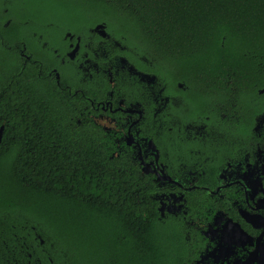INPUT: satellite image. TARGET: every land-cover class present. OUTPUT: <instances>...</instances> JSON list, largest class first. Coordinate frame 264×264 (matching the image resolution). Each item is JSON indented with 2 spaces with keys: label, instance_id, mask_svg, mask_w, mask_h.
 Masks as SVG:
<instances>
[{
  "label": "trees",
  "instance_id": "trees-1",
  "mask_svg": "<svg viewBox=\"0 0 264 264\" xmlns=\"http://www.w3.org/2000/svg\"><path fill=\"white\" fill-rule=\"evenodd\" d=\"M12 1L0 23L11 19L13 41L23 23L77 36L102 24L137 67L144 57L161 78L197 81L252 113L264 101V0ZM6 30L0 25V264H191L182 225L160 216L150 178L112 154L99 126L70 125L52 85L26 81Z\"/></svg>",
  "mask_w": 264,
  "mask_h": 264
},
{
  "label": "flooded vegetation",
  "instance_id": "flooded-vegetation-1",
  "mask_svg": "<svg viewBox=\"0 0 264 264\" xmlns=\"http://www.w3.org/2000/svg\"><path fill=\"white\" fill-rule=\"evenodd\" d=\"M10 20L0 23L6 51L26 81L52 85L70 125L99 126L112 154L150 178L160 216L182 225L191 264H264V101L241 111L219 90L168 71L161 78L144 57L137 67L99 24L77 36L23 23L13 41Z\"/></svg>",
  "mask_w": 264,
  "mask_h": 264
},
{
  "label": "water",
  "instance_id": "water-1",
  "mask_svg": "<svg viewBox=\"0 0 264 264\" xmlns=\"http://www.w3.org/2000/svg\"><path fill=\"white\" fill-rule=\"evenodd\" d=\"M95 30H99V32L101 33L102 36H104L106 33L104 25H102V24L97 25ZM2 130H3V126L0 127V142H1V137H2Z\"/></svg>",
  "mask_w": 264,
  "mask_h": 264
}]
</instances>
